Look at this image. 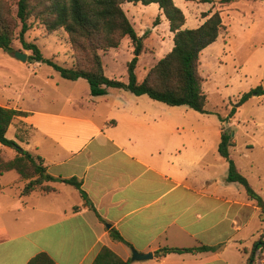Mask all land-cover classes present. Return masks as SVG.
<instances>
[{
  "label": "crops",
  "instance_id": "1",
  "mask_svg": "<svg viewBox=\"0 0 264 264\" xmlns=\"http://www.w3.org/2000/svg\"><path fill=\"white\" fill-rule=\"evenodd\" d=\"M141 6L124 4L123 10L138 25L158 17L171 36V51L174 35L162 12L150 5L153 14L146 22L140 16ZM125 9H133L136 16L130 18ZM184 28L192 29L188 19ZM158 32L155 26L149 38L143 39L144 52ZM105 58L109 63L102 58L106 74L114 68L116 56L110 52ZM3 59L14 78L8 93L0 95V106L25 113L12 121L6 138L39 158L54 179L79 182L87 200L61 181L48 184L52 192L22 195L26 182L14 171L3 174L0 264H29L41 254L52 264H93L103 248L128 264H247L254 256L263 230L264 178L252 155L259 152L264 158V136L234 134L230 149L237 170L260 197V207L241 185L226 180L228 163L218 152L221 123H213V133H202L206 127L175 121L176 107L164 109L162 103L146 96L117 89L93 98L85 80H64L52 68L44 71L41 64L20 62L14 54H5ZM140 64L138 57L135 75L139 83L154 66L152 62L140 72ZM25 65L31 73L25 72ZM260 83H264L261 77ZM258 100H264V95L252 97L235 114ZM0 149L5 161L17 155L13 149L1 145ZM257 217L260 232L253 241L251 225ZM110 230L123 242L113 240ZM200 247L214 250L160 252ZM131 250L153 257L132 261Z\"/></svg>",
  "mask_w": 264,
  "mask_h": 264
},
{
  "label": "trees",
  "instance_id": "2",
  "mask_svg": "<svg viewBox=\"0 0 264 264\" xmlns=\"http://www.w3.org/2000/svg\"><path fill=\"white\" fill-rule=\"evenodd\" d=\"M16 3V16L12 17L5 0H0V50L6 54H14V40H18L24 51L30 52L28 63L45 64L52 68L59 76L67 81L85 80L90 89L91 97H101L109 89L123 90L136 97L146 96L150 100L162 103L168 107H187L198 113H205L208 103L207 95L203 91L204 79L199 71L202 52L214 44L219 38L222 28V18L218 12L206 15L205 22L196 29H185L187 22L183 11L177 7L174 0H13ZM264 1V0H262ZM124 4H141L150 6L155 4L162 12L169 24V31L173 33L172 50L160 59L148 72L145 79L139 83L135 69L143 48V37L137 33L123 10ZM30 19L39 21L47 34L63 29L70 38L75 50V64L63 67L52 59L43 58L39 48L25 39L26 33L32 25ZM33 21V22H34ZM159 24V18L154 25ZM20 27L16 33V29ZM146 34V33H145ZM128 38L134 46L132 60L127 64V83L112 80L104 73L102 58L99 52L117 49L122 40ZM264 95L259 87L250 90L240 98L237 108L252 97ZM236 109L232 110V115ZM25 113L10 110L0 106V145L16 151L14 159L5 161L0 149V177L14 171L21 181L26 182L22 195L34 191L52 192L49 183L61 180L51 177L39 158L32 157L23 151L16 142L8 140L6 133L12 121ZM223 122V121H222ZM233 147L229 131L223 128L221 142L218 147L219 155L228 163L227 182L241 185L249 199L255 200L263 207L260 197L254 192L247 179L237 170L230 156ZM73 186L81 192L83 199L87 197L80 190V183L76 180L61 181ZM1 190V185H0ZM113 240L123 242L119 234L109 231ZM214 249L200 247L195 249H169L160 252L184 254L209 252ZM29 264H52L45 254L31 260ZM93 264H128L122 262L108 249L103 248ZM247 264H254L251 255Z\"/></svg>",
  "mask_w": 264,
  "mask_h": 264
},
{
  "label": "rangeland",
  "instance_id": "3",
  "mask_svg": "<svg viewBox=\"0 0 264 264\" xmlns=\"http://www.w3.org/2000/svg\"><path fill=\"white\" fill-rule=\"evenodd\" d=\"M176 2L181 6L190 28H197L202 21L206 20L204 18L206 15L215 12H218L222 18V28L217 41L207 47L200 58L199 71L205 82L203 89L208 100L205 113L201 114L186 107H176L173 108L176 113L175 121H190V125L195 128L206 127L207 131H201L202 133H213V123H221L231 136L234 134L237 136L250 134L264 136V100L250 102L243 107L240 113L231 116L232 110H237L238 102L243 94L259 87L264 90V83H260V77L264 80V1L176 0ZM5 4L12 17L15 18V1L5 0ZM141 9L140 16L144 21L149 22L153 9L151 6H141ZM125 10L129 12V17L130 15L136 16L133 9ZM155 20L156 18L145 25H138L135 20H132L131 24L136 26V32L143 33V38L147 39L150 36L148 33L155 29ZM33 21V19L29 20L32 25L25 35L26 41L35 44L43 58L52 59L63 67L73 66L76 62V54L68 34L63 29L47 34L39 21ZM157 26L159 27L158 35L147 42L146 52L142 48L139 56L141 57L140 72L142 67L146 68L152 62L155 65L170 52L171 36L168 34L167 27L161 25L160 21ZM19 29L18 26L16 33ZM13 48L27 56L31 54L24 51L16 39L13 42ZM110 52L116 56V61L113 65L114 68H108L105 75L109 79L124 83L128 78L127 64L133 58L134 46L128 38H124L117 49L100 51L99 54L105 64L108 61L105 56ZM5 54L0 50V95L8 93L9 81L14 78L4 63L3 55ZM251 56L247 65L241 68L244 61ZM41 66L44 71L49 70L45 64H41ZM24 69L25 72L31 73L28 72L26 65ZM38 73L36 71V74ZM41 75L43 76L44 72H41ZM160 106L164 109H171L166 108L167 106L163 104ZM258 154L259 152L254 153L252 158L259 161L262 170L261 173H255L262 174L264 178V158L259 157ZM260 225L261 220L257 217L251 225V230L254 233L253 241L258 239ZM255 263L259 264V261Z\"/></svg>",
  "mask_w": 264,
  "mask_h": 264
},
{
  "label": "water",
  "instance_id": "4",
  "mask_svg": "<svg viewBox=\"0 0 264 264\" xmlns=\"http://www.w3.org/2000/svg\"><path fill=\"white\" fill-rule=\"evenodd\" d=\"M14 57L23 63H25L27 60V55L25 53H22L19 51H16L14 53ZM106 227L109 228V225H107ZM131 252H132V261H146V260L152 259V257H153V255L151 253L139 254L135 250H131Z\"/></svg>",
  "mask_w": 264,
  "mask_h": 264
},
{
  "label": "built area",
  "instance_id": "5",
  "mask_svg": "<svg viewBox=\"0 0 264 264\" xmlns=\"http://www.w3.org/2000/svg\"><path fill=\"white\" fill-rule=\"evenodd\" d=\"M254 264L256 261H259V264H264V221H263V230L260 234L257 247L254 254Z\"/></svg>",
  "mask_w": 264,
  "mask_h": 264
}]
</instances>
